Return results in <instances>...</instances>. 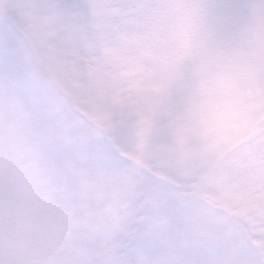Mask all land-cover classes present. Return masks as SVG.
Wrapping results in <instances>:
<instances>
[{
  "label": "rangeland",
  "instance_id": "374dc122",
  "mask_svg": "<svg viewBox=\"0 0 264 264\" xmlns=\"http://www.w3.org/2000/svg\"><path fill=\"white\" fill-rule=\"evenodd\" d=\"M226 1L215 0L209 7L222 8V14L225 10L230 14L236 0H229V4L231 1L232 4L225 8ZM255 1L259 5L253 3L251 11L248 8L247 12L242 11L235 18L232 17L233 21L226 25L228 32L222 23L217 24L226 20H214V15H208L209 8L200 4L193 5L192 8L198 10L194 11L198 16L191 18L188 27L175 12L178 6L184 5L185 0H181L180 4L178 0H152V7L144 0H0L2 8L19 21L22 30L33 38L39 66L63 89L61 92L52 88L39 103L36 100L39 95L29 96L28 89H22L23 83L12 84L14 90L10 98L14 102L10 103L8 113L13 114L14 129H19L15 134L5 133L0 124V216L26 202L27 195L21 201L18 198L26 194V189L31 192L30 184L34 180L30 178L33 170L30 160L35 161V157L41 159L37 165L49 163L52 177L60 179L62 184L69 187L70 193L76 192L87 204L85 207H70L73 214L69 217L70 222L63 223V227L68 228L63 236L59 235L58 228L46 211H36L26 220L6 219L0 223V251L7 245L5 238L12 232L16 240L20 239L18 245L21 249L18 252L21 256L16 261L19 264H27L25 259H29L38 246L46 250L48 244L51 251L56 247L60 249L58 257L61 264H88L87 260H82V255H86L87 259L93 258V264H104L122 245L120 238L124 230L120 222L123 218L126 226L136 219L135 224L140 232L149 238L147 258L140 264L158 263L154 250L177 254V246L179 253L182 246L187 247V243L198 246L191 233H182L183 227L190 221L202 223L206 220V225L220 227L225 237H232V231L228 229V234L224 223L216 219L215 214L195 206L182 210L181 198L166 183L155 177L147 178L138 168L128 165L127 181L122 180L111 187L109 182L113 178L109 176L110 167L104 164L98 145H90L87 137L79 139V126L72 124L69 116L61 114L59 108L65 106L69 113L70 107L77 106L92 121L108 130L115 142L119 140L129 156L143 163L147 159L155 160L157 167H161V172L166 175L191 180L192 176L206 174L205 167L200 173L197 171L222 154L224 148L235 141L233 138L241 136L243 130H250L264 109V70L260 64L264 62L257 57L261 51L257 47L264 38V32L257 26L264 22L259 14V8L260 11L264 10V0ZM205 11L207 15L202 20ZM208 22L215 25L207 27ZM170 33H173V39L178 34L177 42L170 40ZM125 36L127 39L124 41L118 40ZM198 37L210 39V42L196 40ZM224 38H227V47L230 48V43L235 44L233 50L229 49L225 54L220 45L226 42ZM23 45L12 28L0 19V78L5 74L10 83L14 81L16 72L11 75L9 70L13 65L11 52L17 49L15 57L21 59L20 64L23 63L29 58ZM159 46L165 52L158 54L156 48ZM141 66L146 72L140 71ZM254 76L255 82L248 79ZM136 81L140 83L135 85ZM175 92L179 98L170 100H178L176 108L189 107L187 113L195 108L194 113L199 115L198 126L196 123L188 128V123H179L174 132L165 120L162 121V112L159 114L152 107L160 102L162 94L171 97ZM143 95L150 103H145ZM18 97H23L22 102L27 106L14 111ZM1 102H4L2 95ZM142 105L150 108L143 109L145 107ZM201 106L204 109H200ZM24 113H28L27 117ZM2 117L0 109V123ZM260 132L262 136L264 127ZM172 133L176 134V138H172ZM20 135H26L24 140L20 138L13 144L12 141ZM203 135L205 140L208 135L212 136V142L204 143L205 146L203 144L201 148ZM181 137L184 142L181 144L184 145H191V140L196 138L191 147L194 153L174 144ZM214 137H218L216 143ZM95 143L100 144L98 141ZM259 146H264L263 139H260ZM31 147L33 150L30 152ZM253 147L251 145L224 159L219 177L214 181L217 184L212 185V189L220 192L233 207L241 199L248 200L246 203L252 211L254 201L264 203V169L255 168L253 171L251 163H239V159L243 155L254 154ZM185 152H190V155ZM256 156L264 157V152ZM93 177H102L107 187L96 184ZM183 183L186 184L185 181ZM107 190L110 199L102 200L101 194ZM121 195L122 199H119ZM125 202L127 211L118 213V219L113 222L114 209ZM50 205L55 208L54 202ZM256 207L258 212L261 206ZM147 209L153 215L149 227L147 221L150 217H144ZM232 209L230 213L239 220H247L251 216L246 212L237 214ZM259 214L264 218V211ZM98 216L110 220L106 229L102 227L103 222L92 223V219ZM86 217L87 222L81 224ZM162 217L170 223V228L167 227L164 232L163 225H158ZM78 222L79 226L76 225ZM116 226L120 230L114 233L112 231ZM169 231H173V234L175 231V238L166 235ZM96 233L100 235L94 237ZM171 239L166 251V243ZM87 242L90 244L83 253L81 244ZM127 243L119 260L122 264H127L129 254L134 255L136 251L135 244L130 247L129 241ZM223 243L222 250L218 251L223 258L217 262L212 258L214 261L208 260L207 264H258L255 257L264 264V245L254 247L255 257L242 244L240 248L237 245L233 248L236 249L234 256L237 255V259L233 256L230 261L231 241L229 244L225 239ZM189 251L186 249L183 264H202L205 261L206 250L196 248L192 255H189ZM52 259L50 255L44 264H50ZM107 263L111 264V261ZM0 264L17 263H9L6 256L0 257Z\"/></svg>",
  "mask_w": 264,
  "mask_h": 264
},
{
  "label": "bare ground",
  "instance_id": "6f19581e",
  "mask_svg": "<svg viewBox=\"0 0 264 264\" xmlns=\"http://www.w3.org/2000/svg\"><path fill=\"white\" fill-rule=\"evenodd\" d=\"M1 14H3V11H2V10H0V15H1ZM9 22L12 23L11 20H10ZM208 179H209V177H208V178H204V179H202V180L199 182V184L196 185V186H194V187H192L191 190H187L186 188H182V189H184V190H186V191H192L193 193L198 194V193L200 192V190L204 187V185L207 183ZM197 188H198V190H197Z\"/></svg>",
  "mask_w": 264,
  "mask_h": 264
},
{
  "label": "clouds",
  "instance_id": "9594fccd",
  "mask_svg": "<svg viewBox=\"0 0 264 264\" xmlns=\"http://www.w3.org/2000/svg\"><path fill=\"white\" fill-rule=\"evenodd\" d=\"M94 179V182L100 186H103V187H107L106 184H105V181L102 177H93Z\"/></svg>",
  "mask_w": 264,
  "mask_h": 264
}]
</instances>
